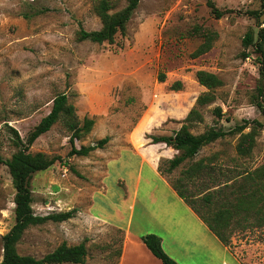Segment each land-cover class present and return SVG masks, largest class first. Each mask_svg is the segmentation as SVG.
<instances>
[{"label": "rangeland", "instance_id": "rangeland-1", "mask_svg": "<svg viewBox=\"0 0 264 264\" xmlns=\"http://www.w3.org/2000/svg\"><path fill=\"white\" fill-rule=\"evenodd\" d=\"M100 1L0 0V155L9 159L18 149L12 128L26 139L60 93L68 95L81 120H95L76 147L110 137L104 148L87 156H69L70 133L59 122L32 145V152L57 158L31 180L36 214L77 212L67 221L30 227L18 244L23 255L41 258L62 243L71 246L86 239V264H119L124 231L115 222L125 225L130 218L136 234L155 219L145 180L130 213L128 185L140 167L138 155L165 167L179 153L153 143L152 137L181 128L206 91L197 71L215 73L224 84L215 102L200 109L204 121L195 124L194 134L210 127L229 130L245 119L264 122L255 104L261 74L254 47L250 57H243L245 34L264 26V15L258 20L248 12L261 10L262 0H214L227 11L222 18L212 14L207 0H141L126 34H118L113 43L79 40L81 28L102 27L95 11ZM109 1L111 12L128 3ZM204 34L215 36L211 48L197 55ZM177 81L183 83L180 90L172 88ZM216 106L223 109L222 118L215 116ZM238 139L239 134L229 135L203 147L167 178L175 180L191 163L205 159L215 167L212 176L204 172L186 184L190 194L198 195L264 164V129L249 156L237 153ZM142 170L149 175L147 166ZM15 192L9 168L0 163V262L3 236L15 224ZM117 207L122 209L118 217L112 214ZM244 225L236 229L231 250L244 264H264V227L252 219Z\"/></svg>", "mask_w": 264, "mask_h": 264}, {"label": "trees", "instance_id": "trees-1", "mask_svg": "<svg viewBox=\"0 0 264 264\" xmlns=\"http://www.w3.org/2000/svg\"><path fill=\"white\" fill-rule=\"evenodd\" d=\"M140 1L128 0L123 9L111 12L113 10L111 2L101 0L95 6V11L102 21V27L91 31L81 28L78 32V39L98 44L113 43L118 34H126L127 25ZM207 5L216 18H222L227 13V11L219 9L214 0H207ZM261 7V10L248 12L259 20L264 15V0H262ZM262 25L263 23L260 24V29L257 32L250 29L245 34L243 57L245 59L250 57L249 48L254 47L261 74L257 91L258 97L262 99V101L261 99L258 100L257 97L255 104L264 116V26ZM204 36L206 41L197 50V55H201L211 48L212 39L215 35L204 34ZM196 78L200 85L206 88V91L197 97L196 106L189 111L181 128L174 131L172 135L152 137L153 143H164L179 151L173 158L166 160L165 167L159 165V171L166 177L187 161L193 160L203 147L229 135L239 134L236 145L237 153L240 156H249L257 145L260 130L264 129V122L245 119L229 130L210 127L200 134H194L191 130L195 124L204 121L200 109L215 102L217 90L224 84L220 76L206 70L197 71ZM162 80H164V76H162ZM182 85L181 81H177L172 88L180 90ZM213 112L216 117H223V109L220 106L214 107ZM59 122H62L70 133L72 149L69 156H87L94 150L104 148L110 140V137L107 136L95 144L76 147L75 141L91 132L95 120L88 117L81 120L66 93H60L53 98L50 113L41 119L26 139H23L19 132L12 128L15 135V145L18 149L9 159H4L0 155V163L9 168L16 191L14 197L15 224L3 236V258L0 264H86L88 256L86 239L77 245L70 246L67 243H62L54 251L41 258L23 255L18 251V244L30 227L42 225L48 221H67L74 218L77 212L74 208L68 211L38 215L33 207L34 195L31 180L37 172L53 166L57 158L50 157L44 152L34 153L31 151V147L38 138L49 132ZM248 128L250 130L246 132ZM214 171V165L207 163L205 159H200L191 163L182 172L181 177L170 181V183L178 195L190 205L220 241L225 246L230 247L236 229L244 227L245 222L247 223L252 219L255 226L264 227V164L253 170H247L223 183L207 186L201 194H190L186 186L189 181L201 177L204 172L212 176ZM142 240L163 264H180L164 250L162 238L157 234L148 233L142 236Z\"/></svg>", "mask_w": 264, "mask_h": 264}, {"label": "crops", "instance_id": "crops-1", "mask_svg": "<svg viewBox=\"0 0 264 264\" xmlns=\"http://www.w3.org/2000/svg\"><path fill=\"white\" fill-rule=\"evenodd\" d=\"M138 159L140 167L128 185L130 213L134 210L145 180L148 186L145 195L152 202L151 205L155 204V214L150 213L155 219L152 225H143L136 234L132 233L130 218L125 225L115 222L124 231L119 264H163L142 240V236L148 233L160 236L164 250L180 264H244L178 195L170 180L159 171L158 165L154 166L140 155ZM144 166L149 168V175H143ZM123 181L126 183V180ZM112 214L118 217L122 215V209L117 207Z\"/></svg>", "mask_w": 264, "mask_h": 264}]
</instances>
